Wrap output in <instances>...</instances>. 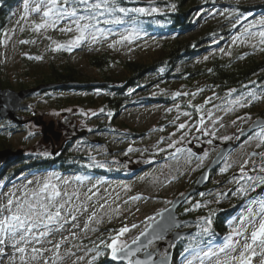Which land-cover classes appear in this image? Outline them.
<instances>
[{
    "label": "rangeland",
    "instance_id": "rangeland-1",
    "mask_svg": "<svg viewBox=\"0 0 264 264\" xmlns=\"http://www.w3.org/2000/svg\"><path fill=\"white\" fill-rule=\"evenodd\" d=\"M138 1L148 4L131 6V8L146 9L145 13H136L139 16H147L152 12V8L163 16L169 11L155 3L157 0ZM90 2L94 3L93 0ZM28 3L29 11L25 13L24 0L17 2L12 26L5 37L4 74L13 85L6 87L8 89L19 91L14 87L19 62L22 56L29 54L30 45L51 49L54 52H66L69 63L76 70L97 80L99 77L96 70L91 69L87 64L86 58L89 55L108 52L114 56V59L134 62L147 60L160 51L157 38L143 32L144 19H140L139 23L111 24L115 27L113 28L103 23L105 18L112 19L109 15L99 17L100 23L97 24V28L104 26L103 29H110V34L106 32L104 38L98 37L95 42L86 34V38L77 46L58 49V45H67L79 35L75 23L64 19L55 26L49 25L36 31L33 25L44 22L42 19L44 9H41L40 14L33 13L31 9L36 6L35 0H28ZM151 3H155V7H150L153 5ZM235 3L246 7L244 12L239 14V24L235 19L237 13L232 8ZM58 4L63 5V2L60 3L58 0ZM196 4L198 8L194 15L198 22L189 34L198 33L208 25L215 28L218 33H222L236 24L237 33L221 40L218 44H215L220 40L217 37L213 40H203L199 45L202 52L185 57L184 62L191 57H198L191 61L201 60L205 54L214 53H220L224 57L238 55L237 58H240L242 54L252 53L258 46L264 44L261 43L259 36V32L264 29L254 26L250 29L252 34L245 32L249 25H255L256 21L264 19V0H198ZM68 7L71 8V5ZM126 17L134 16L126 15ZM85 22L87 21L80 23ZM69 28L70 31H62ZM27 31L33 35L29 40L22 37V33ZM125 35L134 38L129 41L121 40ZM182 61L178 63H184ZM162 73L163 71L159 69L158 76ZM88 83H93L89 86L93 87L100 81L92 80ZM200 83L196 82L191 88L185 86V83L173 80L166 86L159 83L144 88H131V102L122 107L113 118L102 106L57 108L53 99L49 100L51 96L47 94L27 96L28 98L25 97L21 102L27 107L17 108L16 112L22 117L24 124L9 126L8 119L0 118V135L10 145L11 152L21 150L25 155L45 156L43 154L48 153L50 156L51 153L71 151L82 154L87 159L79 160L78 164L84 165L82 167L121 171L116 172L118 176L112 177L81 174L82 172L64 174L48 169L30 171L34 169L33 166L22 167L29 164L31 157H27L30 161L27 160V164L22 165L26 161L21 155L3 165L0 170V174L3 172L2 176L13 168L17 167L20 170L16 176L0 185V205L6 206L9 198L22 201L27 196L31 199L32 192L37 191L44 181H48L56 185L60 191L61 197L57 199L56 204H64V208L58 222L48 225L47 228L33 230L35 236L39 237V233L44 231L47 235L39 237L38 241L30 237L28 243L16 244L15 249L24 248L25 251L23 253L17 251L11 258L0 260V264H102L98 262L105 252L101 247H106L113 239H116L117 247H125L135 241L150 222L157 218V213L166 209L175 197H180L192 187L196 177L219 150L214 146V142L222 144L232 140L237 144L215 171L211 188L206 192H200L193 201L190 199L185 201L184 207L188 204L189 210L194 212L198 208L207 206L208 203H216L224 198L225 192H228L232 186L236 189L233 196H247L253 192V187L256 190L261 185V178L264 177V149H259L264 139V131L256 130L239 142L234 134L241 133L256 120L246 114L244 109L247 96L248 99L254 97L257 90L251 93L250 90H246L239 95L230 91L219 97L209 94L196 112L193 109H186L184 105L180 106L182 99L198 93ZM176 93L180 95H175ZM90 94L102 96L100 90H93L84 95ZM160 97H169V99L162 100ZM210 97L212 98L210 102L205 103ZM237 100H240V103H235ZM185 112L188 115H184ZM50 123L53 125L52 132L44 133V128ZM180 124H185V128L179 129ZM225 137L228 139H224ZM251 152H257L258 156H251ZM242 167L243 172H241ZM248 176L253 177L254 180L248 181ZM240 188L244 191H237ZM64 193L69 195L65 196ZM262 193L254 195L238 213L231 226V234L240 227L241 216L248 217L250 210L252 214L259 213L260 203L264 201V191ZM52 211L55 209L53 208ZM8 214L7 211L3 213V215ZM89 217L92 219L90 220ZM187 218L195 219L192 216ZM199 220L207 222L203 217H199ZM195 221L187 222L174 231H183L186 234L197 227L198 231L195 233L206 234L207 232L204 231L206 225ZM86 224L87 228H85ZM133 225L136 227H132ZM123 227H127L128 231L120 234L119 230ZM251 231L249 227L246 232L249 243H251ZM171 232L168 238L148 245V252L154 254L153 259L165 258L167 252L172 251L177 241L170 243ZM16 239L19 240V236ZM6 241L12 239L8 238ZM236 241L239 242L236 251L233 252L231 248L225 247L226 244ZM244 242L242 237L233 235L232 241H215L201 245L195 251L189 250L180 264H188L189 261L192 264H233V257L236 260L240 257ZM57 244H59L58 248ZM221 248L225 250L221 252ZM33 249L38 251L34 253ZM253 249L257 254L251 258L250 264H261L264 256L261 255L262 249L258 242L253 244ZM107 251L108 259L111 250L107 248ZM204 252L215 255L210 254L205 257ZM136 255L145 256L143 250ZM22 256L25 257L24 261L21 259ZM245 256H251V253L245 251Z\"/></svg>",
    "mask_w": 264,
    "mask_h": 264
},
{
    "label": "trees",
    "instance_id": "trees-1",
    "mask_svg": "<svg viewBox=\"0 0 264 264\" xmlns=\"http://www.w3.org/2000/svg\"><path fill=\"white\" fill-rule=\"evenodd\" d=\"M18 1L0 0V41H3V43H0V88L2 89L13 86L4 74V46L5 37L10 26H12V17ZM59 1L60 3L63 2V0ZM93 1L96 2V0ZM197 2L198 0H157L155 3L169 10L164 16L156 12H149L150 14H147V16H139L136 13L127 14L134 17H126L122 13L109 15L111 18L119 17L123 21L120 25L130 22L139 23L140 19H144L142 22L143 32L148 36L156 37L159 41L160 51L154 57L144 61L131 62L125 59H114V56L108 52L89 55L86 58L87 64L91 69L96 70L99 77L97 80L76 70L69 63L66 52H54L51 49H43L37 45H30L29 54L22 56L20 59L14 87L20 91L34 89L38 86L61 85L47 90H37L29 94L30 96L28 95V97L37 94H47L52 97L49 100L53 99L56 107L61 109L83 107L86 105L90 107L102 106L107 109L106 112L113 118L122 107L131 102V88H144L159 83L162 86H166L173 80H178L185 83V86L193 88L196 82H201L198 93L196 92V95L191 94L189 97L182 99L180 106L184 105L186 109H193L196 112L197 107L204 102V98L209 94H215L219 97L228 94L230 91L232 92V90H235L233 92L236 95L246 92V90H250V93L257 90L254 97L248 99L247 96L244 110L252 119L264 118V44L258 46L252 53L246 52V54H242L240 58H237L238 55L224 57L220 53H214L211 55L205 54L201 60L195 61L198 57H191L187 62H184L186 61L184 60L185 57L202 52L199 45L203 40H213L217 37L220 40L215 44H218L221 40L228 39V37L237 33L238 25L236 24L235 27H231L222 33H218L215 28L208 25L198 33L189 34L198 22L194 15L198 8ZM155 3H151L153 5H150V7H155ZM117 4L120 7L126 8L148 5L138 0H117ZM232 8L237 14H242L243 10L246 9L245 6L236 3L232 5ZM106 26L113 27L111 24ZM185 35L187 36L183 37ZM32 36L30 31L22 33V37L27 40ZM191 59L195 60L191 61ZM180 60H183L182 62L184 63H178ZM159 69L163 71L160 76H158ZM92 80L100 81V85H94L93 87H89V85L85 87L72 85L91 84L88 82H92ZM93 90H100L102 96L97 97L95 94L84 95ZM167 98L169 99V97H160L162 100H166ZM8 122L9 126H18V124L12 121ZM241 140L243 138L241 139L238 136L237 141ZM222 144L214 142V146L218 148ZM259 149H264V139ZM2 150H10V145L0 135V151ZM21 156L24 157H21V159L23 158L26 161L22 165H26L27 160L28 162L30 161L27 157H31L29 164L26 167H22L28 168L33 166L34 169H30V171L48 169L64 174L82 172L81 174H100L107 177L118 176L116 172H121L115 169L105 170L94 167H82L84 165L78 163L80 159H86L84 155L71 153V151L66 153L61 151L59 153H51L47 157L42 155H25L24 153ZM19 170L17 167L13 168L4 176H2V172L0 174V185L9 178L16 176ZM214 174L215 170L212 171L209 184L201 192H206L207 189L211 188ZM263 189L264 184H261L247 196H233L236 189L235 186H232L228 192H225L226 195H224L223 199L216 203H208L207 206L198 208L194 212L189 210L188 204L184 207L185 203H183L178 209L179 216L183 219L189 216L194 217L196 219L194 221L206 225L208 231L206 234H197L195 232L198 230L195 227L183 235L173 246L171 264H180L181 259L189 253V250L191 252L195 251L201 245H208L215 241H227L226 237L232 232L230 229L234 222V215L239 213L254 195L258 193L263 194ZM198 194H193L189 199L193 201ZM199 217H203L207 222L200 221ZM208 220L211 223H208ZM192 235L193 237H191ZM101 248L105 252L98 262L102 264H114L109 263L107 259V248ZM185 249H188V251L186 252Z\"/></svg>",
    "mask_w": 264,
    "mask_h": 264
},
{
    "label": "snow or ice",
    "instance_id": "snow-or-ice-1",
    "mask_svg": "<svg viewBox=\"0 0 264 264\" xmlns=\"http://www.w3.org/2000/svg\"><path fill=\"white\" fill-rule=\"evenodd\" d=\"M36 6L31 9L33 13L40 14L41 9L43 23L34 24L33 28L36 31H39L43 28H46L49 25L55 26L59 21L64 19H69L76 25V31L79 33L72 41L67 45H58L57 48H68L75 47L80 44L87 36H90L92 41L95 42L98 37L104 38L105 33L110 34V29L97 28V24L100 23L99 17L107 15H111L113 13H122L127 15L128 13H145L146 9L144 8H126L120 7L117 4V0H96V2H90V0H63V5L58 4V0H35ZM71 5V8L68 7ZM78 9H82V12H79ZM24 11L27 13L29 11V3L28 0H24ZM152 12L157 11L155 8L151 9ZM26 18V17H25ZM236 23L239 24L240 16L239 14L235 17ZM81 21H87L81 24ZM123 21L119 17H113L112 19L105 18L103 20L104 24H120ZM236 25H233L235 27ZM254 26H259L264 29V19L255 22V25H249L248 28L245 29L247 34H252L250 29ZM70 31L71 29H62ZM23 31V28H21ZM259 36L261 38V43H264V31L259 32ZM134 37L131 35H125L121 37V40L129 41ZM21 43H28L29 41H20ZM3 43V41H0ZM38 59V58H37ZM235 91V90H232ZM231 93H229L230 95ZM175 95H180V93H176ZM212 98H208L205 103L210 102ZM243 97H241V100ZM235 103H240V100L235 101ZM219 107V106H217ZM197 111H199V107H197ZM184 115H188L187 112ZM211 115V113H209ZM201 124H203V119H201ZM257 126L261 127L262 131H264V125L261 122H257ZM185 124H180L179 129H184ZM204 131V129H200ZM224 139H228L225 137ZM172 145H170L171 147ZM43 155L47 156L48 153H44ZM102 166V165H101ZM223 171V170H222ZM243 167L241 168V172H243ZM207 179V177H204ZM248 181H253L254 178L251 176L247 177ZM261 184H264V177L260 180ZM255 190V187L252 188ZM239 192H243L244 189H237ZM235 194V193H233ZM63 195L67 196L68 193H64ZM183 195V194H182ZM203 195V193H201ZM61 197V193L58 190L56 185L50 184L48 181H44L43 185L39 187L37 191H33L31 194V199L27 196L21 201L19 199L14 200L9 198L7 200V205H0V255H4V246L6 239H12V247H16L18 243H28L29 238L33 240H39V237L47 235V232H40L39 237L33 235L34 229H39L41 227L47 228L48 225L56 223L61 218V213L64 208V204H56L58 198ZM255 203V202H254ZM15 204V210L13 211V205ZM103 207V206H101ZM199 207V205H197ZM55 211H52V209ZM7 211L8 215H3V213ZM187 211V209H186ZM75 219V217H72ZM91 220L92 217H89ZM154 220V218H149ZM258 220V226H257ZM240 227L234 231L233 234H230L226 237L227 241H232L233 235L236 237H242L244 239L243 249L240 252V257L236 260L233 257V264H250L251 258L255 256L257 253L253 249V244L258 242L260 248L262 249L261 255L264 256V201L260 203V210L258 214H252L250 210V215L248 217L241 216L240 217ZM208 223H211L208 220ZM132 227H136L133 225ZM151 228L152 225L150 224ZM159 227V226H158ZM251 228V243L248 242V237L246 235L247 229ZM87 228V224L85 225ZM120 234H123L128 231L127 227H123L120 230ZM155 232V229L153 230ZM205 232L208 231L207 228L204 229ZM19 236V240L16 237ZM140 236H145V233H141ZM156 239H161L160 236H155ZM136 240H140V237H137ZM152 241L149 240L150 244ZM136 243V241H133ZM141 246L146 248L147 245L141 242ZM59 244H57V248ZM106 247L111 250V259L117 260L120 258H126L128 255H131V251H125L124 247H117L116 239H113L112 243L107 244ZM126 247V246H125ZM226 248H231L232 251H236L239 247V242L228 243L225 245ZM140 249H136L139 251ZM225 248H221L220 251L223 252ZM16 251L23 253L25 251L24 248H18ZM38 250L33 249V252L36 253ZM187 252L188 249H185ZM245 251L251 253V256L246 257ZM97 253L99 254V249H97ZM215 255V253L204 252L203 255L205 257L209 255ZM35 258V257H33ZM83 259V258H81ZM129 264H154L152 261L151 253L147 254V258L144 260H136L130 261ZM188 264H192L191 261ZM261 264H264V259H261Z\"/></svg>",
    "mask_w": 264,
    "mask_h": 264
},
{
    "label": "water",
    "instance_id": "water-1",
    "mask_svg": "<svg viewBox=\"0 0 264 264\" xmlns=\"http://www.w3.org/2000/svg\"><path fill=\"white\" fill-rule=\"evenodd\" d=\"M91 84H72L79 87H85L87 85L91 86ZM71 85V84H69ZM100 85V84H96ZM59 87L61 85H52V86H38L34 89H25L20 91H15L12 89H2L0 88V118H6L9 121H12L13 123L22 125L24 124V120H22V117L19 116L16 112L17 108H25L27 107L26 104H22L21 102L27 97L29 94L37 91V90H47L51 89L53 87ZM94 86V85H93ZM257 122H261L262 125H264V118H258L256 119L252 125L245 128L241 133L234 134L235 137H244L249 135L250 133L260 130L261 127L257 126ZM53 125L50 123L46 128H44V133L46 131L52 132ZM54 134V133H53ZM218 144V142H216ZM234 148V143L232 140L230 142L223 143L221 147L219 148L216 155L213 157L211 162L205 167L201 173L196 177L192 187L183 195L180 197H175L171 204L164 210L157 213V218L150 222L152 227L149 226L142 232L145 233V236L138 235L137 237H140V240H135L136 243H129L125 248V251H131V255H128L126 258H120L117 260H112L111 255L109 256V261L114 263H120L123 262L125 264H129L130 261H136V260H144L147 258L148 252V241L151 240V243L157 242L161 239L168 238L169 232H171L170 236V243L173 244L178 240L179 237H181L183 234H185L183 231H174L176 228H180L184 223L187 222H193V218H181L179 214L177 213L178 208L193 194H197L203 190V188L209 183L211 173L213 170H215L222 162L223 160L228 156V154L232 151ZM22 153L21 151L11 152L10 150H4L0 151V170L2 168V165L7 164L14 158H18ZM251 156H258L257 152H251ZM204 177H207L205 179ZM155 216V215H154ZM149 224V225H150ZM159 226V227H158ZM155 229V232L153 231ZM155 236L162 237L161 239L154 238ZM141 242L143 244H146L147 247L144 248L141 246ZM140 249L139 251H136V249ZM143 250L145 256L138 257L136 254L141 253ZM152 255V261L154 264H171V258H172V251H168L165 258L156 257L154 258V254L150 252Z\"/></svg>",
    "mask_w": 264,
    "mask_h": 264
},
{
    "label": "bare ground",
    "instance_id": "bare-ground-1",
    "mask_svg": "<svg viewBox=\"0 0 264 264\" xmlns=\"http://www.w3.org/2000/svg\"><path fill=\"white\" fill-rule=\"evenodd\" d=\"M18 240V239H17ZM4 255H0V260H5L11 258L13 255L17 253L16 249L12 247V241H6L4 246ZM25 257L22 256L21 259L24 261Z\"/></svg>",
    "mask_w": 264,
    "mask_h": 264
}]
</instances>
